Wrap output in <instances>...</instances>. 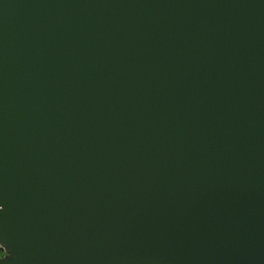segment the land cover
<instances>
[{
    "label": "water",
    "instance_id": "95a60500",
    "mask_svg": "<svg viewBox=\"0 0 264 264\" xmlns=\"http://www.w3.org/2000/svg\"><path fill=\"white\" fill-rule=\"evenodd\" d=\"M0 264H264V0H0Z\"/></svg>",
    "mask_w": 264,
    "mask_h": 264
},
{
    "label": "trees",
    "instance_id": "16d2710c",
    "mask_svg": "<svg viewBox=\"0 0 264 264\" xmlns=\"http://www.w3.org/2000/svg\"><path fill=\"white\" fill-rule=\"evenodd\" d=\"M1 254L3 255L4 253L0 251V255H1ZM0 258H2V257H0Z\"/></svg>",
    "mask_w": 264,
    "mask_h": 264
},
{
    "label": "rangeland",
    "instance_id": "374dc122",
    "mask_svg": "<svg viewBox=\"0 0 264 264\" xmlns=\"http://www.w3.org/2000/svg\"><path fill=\"white\" fill-rule=\"evenodd\" d=\"M3 256H4V254L3 255L2 254L0 255V257H3Z\"/></svg>",
    "mask_w": 264,
    "mask_h": 264
}]
</instances>
